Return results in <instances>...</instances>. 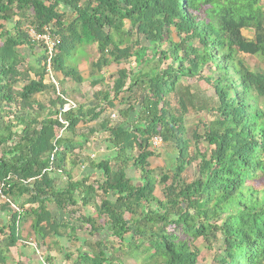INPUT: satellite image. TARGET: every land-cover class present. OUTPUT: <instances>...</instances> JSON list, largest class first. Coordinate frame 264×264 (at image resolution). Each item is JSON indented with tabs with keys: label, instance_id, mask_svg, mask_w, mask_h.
<instances>
[{
	"label": "trees",
	"instance_id": "1",
	"mask_svg": "<svg viewBox=\"0 0 264 264\" xmlns=\"http://www.w3.org/2000/svg\"><path fill=\"white\" fill-rule=\"evenodd\" d=\"M262 1L0 0V188L20 208L0 202V264L28 241V221L38 240H77L74 251L61 248L71 264H202L199 239L218 246L207 264H264V71L240 58L264 60ZM28 26L59 37L52 69L61 95L46 82V56L34 72L20 51L37 45ZM82 42L98 52L85 95L70 60ZM123 63L108 83L104 70ZM69 84L79 100L62 112ZM190 109L211 114L201 130H187ZM60 114L68 123L61 135ZM154 136L172 150L159 178L149 161L159 156ZM93 138L108 152L84 156ZM86 163L92 173L77 175ZM50 204L67 220H56ZM43 258L58 264L50 252Z\"/></svg>",
	"mask_w": 264,
	"mask_h": 264
},
{
	"label": "rangeland",
	"instance_id": "2",
	"mask_svg": "<svg viewBox=\"0 0 264 264\" xmlns=\"http://www.w3.org/2000/svg\"><path fill=\"white\" fill-rule=\"evenodd\" d=\"M261 3H262V6L264 7V0ZM243 34L247 38H252L253 37V32L252 31L244 30L243 31ZM143 42H144V40H143ZM144 44L147 45L148 42L145 41ZM82 47L84 48V50H86L85 52H86L87 60H88L86 66L88 67V71L87 72L89 73V71L91 69V63H92V61H94L98 57L97 47H96V45H86L85 43L82 42V44L78 45V47H77V51L79 53H77V56L76 57L85 55V52H82L83 54H81V51L83 50ZM240 58H242L243 61L251 69H253V70H259V71L260 70L264 71V60H261L259 57L250 56L248 54H240ZM70 60H75V56L72 55ZM133 65H135V63H133ZM80 66H81V64H80ZM121 67H129V65H127L126 63H123L122 65L112 64L111 66H109L108 68H106L104 70V75L107 78L108 83H112V81L116 77V72ZM140 68L135 67L136 71H138V69H140ZM87 72L85 71V73H84V75L86 77L88 75ZM205 74H206V72H205ZM56 79L58 80L57 77H56ZM192 80H196V78L195 79H192ZM191 82L193 84H195L196 86H198V87L200 86V89L201 90H204L203 89L204 87L201 86L202 84L198 83L197 81H195V82L191 81ZM85 86L88 89L89 85L87 83H85ZM88 92H89V90H87L85 92H82V94L85 95ZM136 92H137V96H139V95H141L142 90H137L136 89ZM201 95H202L203 98H205L207 100L214 98L213 90L212 89L202 91L201 92ZM83 99H84V96L81 95L80 96V100H81L80 102H83L84 101ZM262 102L264 103V98L262 99ZM175 103H176L175 102V99H173L172 104L175 105ZM117 106H118L117 107L118 109L119 108H122V107H124V103H122L121 101L120 102L117 101ZM114 111H116V110H114ZM210 118H211V114L207 110H204L202 112L197 113L196 111H193V110L190 109V113L187 114L185 126H186V128H187L188 131H190L191 129H193V127H195V126H198V129L201 130L202 129L201 123L202 122H205V121H209ZM201 147H203V150H204L205 147H206V145L204 143H202L201 144ZM90 149H91V147H90ZM107 150L108 149L105 147L103 152H99V153L95 152V154H96L95 157L97 158L98 156H101V154L106 153ZM171 152H172V150L170 148H168L166 145H163L160 149L156 150V153H158L159 156L157 155L156 157L149 159V161H150V167L152 169L157 170L155 174H156V176L158 178L160 176L159 169H161V168L164 169V167H167V166H169L171 164V161H170V158H169V153H171ZM196 165H197L196 162L193 163L192 166L188 167L187 171L184 174V177L186 178V180L188 182L192 181L195 178V176H196ZM81 171H82V169H81ZM76 172H77V175H79V172L78 171H76ZM131 174L135 175L136 177L137 176L139 177V175H140L139 172H136L134 170L131 171ZM155 195L158 198H162L163 197L162 185L159 182L157 184V188H156V191H155ZM27 234H28V232L25 234V232L23 230V236L26 237L27 240H30V241H33V243H36V239L38 238L37 235H35V234H29V235H27ZM78 234L81 237H86L87 235H89L88 233L81 232V231ZM49 243H51V242L49 241ZM71 245L73 247H77L76 241L72 242ZM195 245L200 250V256H199V261L200 262L199 263H202V264H207L209 262V260L211 259L212 255L214 254V250H217V248H218L217 245H213L212 249H209L206 246L205 242L202 239H199L198 241H196L195 242ZM50 249H53V248H50ZM64 250L65 251H68L69 249H68V247H66V248H64ZM41 251L38 252L37 254L40 255ZM62 254H63V252L61 253V257L58 258L59 263L60 264H65V263L66 264H71L69 261L68 262H65L64 261L65 258H63V255ZM44 255H46V254L44 253ZM10 259H11V257H10ZM141 263H142V261H138L137 264H141ZM37 264H43V262L42 261H40V262L38 261ZM129 264H136V263L129 262Z\"/></svg>",
	"mask_w": 264,
	"mask_h": 264
},
{
	"label": "crops",
	"instance_id": "3",
	"mask_svg": "<svg viewBox=\"0 0 264 264\" xmlns=\"http://www.w3.org/2000/svg\"><path fill=\"white\" fill-rule=\"evenodd\" d=\"M83 50H84V48H83ZM83 50L81 51V54H83L82 52L86 51V50H84V51ZM20 51L26 57L27 61H29L30 64L32 65L33 71L34 72H38V70L41 68L42 63H43V55H44V53H43L42 48L39 45H36L33 48H30V46H27V45H23V46L20 47ZM72 53L75 56V60H71V62L76 65V67L78 68L79 72L83 75V77L86 80L84 82V84H82L81 89L79 90V93L82 94V92H85V91L90 89L89 87L87 89L86 86H85V83L88 84L87 81L89 79L88 78L89 77L88 76L89 73L87 72L88 71V67L86 66L87 61H88L87 60V55H86V52H85V55L76 57L77 53H79L77 51V49H75ZM80 64H81V66H80ZM85 71L88 73L87 77L84 75ZM46 82L48 83L47 79H46ZM73 86H74V84L66 85V87L70 88V90H71V91L69 90V92H70L69 93V99L77 103L78 100H79V98H78L79 93H78V90H77L78 88L76 87L77 91H74V90L71 89ZM96 89L97 88H94V91ZM116 105H117V103H116ZM114 110H116V111H114ZM112 112H115L117 114V109H110L109 111L106 112V115H110ZM94 125H95L94 123H89L87 126H89V127L93 126L94 127ZM90 147H91V149H90ZM104 148L105 147L103 145H100L98 143V141L93 138L90 142L87 143V148H86L87 152L84 153V156L90 155V157L92 158V156L96 155L95 152H97V153L103 152ZM107 152H108V150H107ZM81 169H82V171H81ZM92 171L93 170L87 165V163L83 164L80 167V169L78 170L79 175H81V176L88 175L89 173L91 174ZM57 177H58L57 182L60 185H63L66 182V177L65 176L59 174V175H57ZM0 202L1 203L5 202V200H2L0 198ZM49 210L52 213L53 217L56 220H58L59 222H63L65 220H67V218H68V215L64 211L59 210L53 204L49 205ZM1 215H2V222H5L6 219H8L9 214L8 213H2ZM70 223L73 224L75 222L70 221ZM30 225H31V221H28L26 223L24 222L23 230H24L25 234L28 232L27 235H29L30 232H31ZM56 240H57L56 237H51V238L48 237V238H46L45 241L36 239V243H33V241H30V240L21 241L17 246H15V247L10 249V257H11V259H10L8 264H16L18 262L26 263V264H37L38 261L39 262L42 261L43 264H44V258H43V257H45L44 253L48 254L49 252L55 258V263H59L58 258L61 257V253L63 252V250L61 249L62 246L68 247V249H69L68 251H74L78 247V244H79L77 240L72 238L69 241H65V239L60 240V243L55 245V243H53V242L56 241ZM49 241L51 243H49ZM74 241H76L77 247H73L71 245V243L74 242ZM50 248H53V249H50ZM40 251H41V253H40V255H38L37 253L40 252ZM62 255H63V258H65V251L63 252ZM64 261L68 262V261H66V259H64Z\"/></svg>",
	"mask_w": 264,
	"mask_h": 264
},
{
	"label": "built area",
	"instance_id": "4",
	"mask_svg": "<svg viewBox=\"0 0 264 264\" xmlns=\"http://www.w3.org/2000/svg\"><path fill=\"white\" fill-rule=\"evenodd\" d=\"M26 33H27L28 37L30 38V40L33 43H36L37 45H39L42 48V50L44 51V55L46 56L44 58V61H45L44 63H45V67H46L47 81L49 82V84L55 86L57 94L61 95L59 80L56 79V76H55L53 69H52V61H53L54 55H55L56 50H57V46H58L59 41H60L59 37L52 32L51 27H49V26H45L43 28V32H38V31H36V29L34 27L28 26L26 28ZM76 105H77L76 102H74L70 99H67V103L65 104L62 112H65V111L69 110L70 108H75ZM110 117L115 119L116 113L112 112L110 114ZM58 118H59V121L64 126L63 130L60 133V135H61L62 132L64 131V129L67 127L68 123L66 121H64V119L61 117V114L58 116ZM151 145L154 149L161 148L163 146L162 138L160 136L152 137L151 138ZM2 187H3V185H2ZM0 197L2 200L10 202L12 208H14L16 211H20V208L15 203L11 202L3 194L2 188H0ZM44 264H47V263H44Z\"/></svg>",
	"mask_w": 264,
	"mask_h": 264
}]
</instances>
